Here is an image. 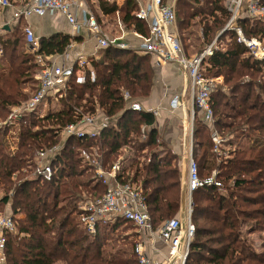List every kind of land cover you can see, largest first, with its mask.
<instances>
[{
	"label": "trees",
	"instance_id": "obj_1",
	"mask_svg": "<svg viewBox=\"0 0 264 264\" xmlns=\"http://www.w3.org/2000/svg\"><path fill=\"white\" fill-rule=\"evenodd\" d=\"M9 1L16 4L19 0ZM98 2L104 13L113 11L108 0ZM178 5L183 8L177 9ZM126 7L123 24L147 34L144 21L132 13L131 0H126ZM228 17L224 0L176 1V18L182 29L199 18L204 47L215 37L220 43L205 59L203 75L223 78L210 94L212 127L229 135L235 146L225 157L213 153L211 127L195 113L192 156L198 173L205 177L215 171L221 185L193 191L191 221L195 231L185 264H264V247L256 251L242 229L246 224L247 233L264 231V60L254 59L237 41L233 29L221 32ZM238 26L246 37L264 40L263 20L241 18ZM24 43L20 32L0 36V212L16 221L15 231L6 236L4 263L137 264L132 250L107 249L108 234L119 225L132 224L117 219L98 223L95 232L89 233L79 221L78 205L105 192V185L93 181L86 160L96 152L106 167L126 155L123 171L130 170V175L124 172L121 181L141 186L153 227L174 217L179 209L181 172L176 154L159 140L154 115L128 109L123 100L124 91L137 101L148 96L154 76L152 55L106 47L100 60L91 61L93 73L86 70L82 81L73 74L55 98H45L48 104L56 99L55 109L25 113L18 126L10 128L5 122L12 109L26 103L37 89L33 85L38 65ZM69 43L68 35L41 37L38 52L53 48L62 53ZM97 109L115 116V125L103 128L92 139L68 137L61 141L63 127ZM142 125L146 128L144 140L140 139ZM11 129L14 150L5 142ZM205 131L207 136H203ZM57 146L60 149L52 160L55 172L51 179L31 177L36 151Z\"/></svg>",
	"mask_w": 264,
	"mask_h": 264
},
{
	"label": "built area",
	"instance_id": "obj_2",
	"mask_svg": "<svg viewBox=\"0 0 264 264\" xmlns=\"http://www.w3.org/2000/svg\"><path fill=\"white\" fill-rule=\"evenodd\" d=\"M9 5H11L9 0H0V6ZM74 5V0H19L12 5L14 7L13 17L19 19L47 14L55 15L64 18L74 28H87L96 39L98 48L105 49L110 46L118 49H133L137 53H148L160 61L175 65L187 77L193 105L199 111L200 120L211 127V151L217 156H227L225 144L229 138L212 127L214 117L210 94L215 89L217 81L215 77L203 75L205 59L220 46L217 37L201 51L188 54L176 29V0H149L145 6L138 8L135 16L146 21L147 34L131 31L132 35L140 40L136 45L125 42L122 36L109 38L99 35L100 28L95 18L87 14L79 21L73 10ZM224 7L228 11L229 17L221 32L225 29H233L237 35V41L247 47L249 54L254 59L264 60V40L257 37H246L238 26V20L241 18L264 21V0H224ZM24 38L27 51L35 54L38 65L36 70L38 87L26 103L12 109L5 122V125L10 128L18 126V121L25 113L42 114L44 108L47 111L48 103L45 98H55L60 91L65 89L73 74L76 75L78 81H82L85 77L86 67L92 59H97L96 53H93L92 56L79 54L76 57L75 66L63 65L57 63L56 59L36 53L39 48V39L31 27L24 28ZM78 71L81 72V75H77ZM123 100L127 102L126 108L128 109L149 110H145L139 101L130 99L128 91L123 92ZM152 112L156 111L152 110ZM115 120V116H107L99 112L98 109L92 114H82L78 121L61 129V141L68 137L95 138L103 128L115 125ZM10 133H13V129L10 130ZM8 147L14 150V145ZM59 149L60 146L36 151V163L31 177L50 180L55 172L52 160ZM92 150L96 151V148ZM86 160L89 170L92 171L93 181L105 185V192L102 196L85 198L78 205L79 221L86 231L94 233L98 223H114L117 219H124L132 224L136 232V241H134L131 250L136 256L137 264H185L195 231L191 221L193 191L205 185L220 186V181L215 177L216 172L212 171L210 175L200 177L190 150L185 176L180 185L179 206L181 205L184 221H181L178 216H174L164 221L160 226L153 227L143 203L141 186L132 181H121L124 178L123 173L127 174L126 171H123L124 159L122 156L118 157L109 167L101 164L96 152L86 156ZM15 223V218L12 215L0 214V264H5L6 236L15 231ZM154 236H157L166 246V255L162 259L150 256L145 251V244Z\"/></svg>",
	"mask_w": 264,
	"mask_h": 264
},
{
	"label": "crops",
	"instance_id": "obj_3",
	"mask_svg": "<svg viewBox=\"0 0 264 264\" xmlns=\"http://www.w3.org/2000/svg\"><path fill=\"white\" fill-rule=\"evenodd\" d=\"M74 1L75 5L73 6V10L75 11L77 19L80 21L85 18L87 14L93 16L100 28L99 35L109 38L122 36L125 42L127 41L132 45H136L140 42L138 38L132 35L131 31L136 30L126 27L121 21V16L127 9L126 0H108L110 7L113 8V11L109 13H104L102 11L98 0ZM148 2L149 0H131L133 15H135L139 7L145 6ZM12 5L13 3L9 6H0V36L4 35L5 32L14 31L20 32L24 38V28L29 26L38 39L52 34L68 35L70 38V43L62 53H58L53 48H48L44 52H36L40 53L41 56H49L52 59H56L57 63L71 66L76 65V57L79 54L92 56L93 53H96L97 59L95 58V60H100L102 58L103 49L96 47V39L87 28H74L64 18L49 14L40 17L33 16L30 18L14 19V7ZM144 23L147 24L146 21H144ZM24 46L26 49L25 43ZM139 54L142 55V53ZM151 65L154 71L153 84L148 96L139 102L145 110L151 109V111L148 110L147 112L152 113L155 117L153 126L156 128L159 140L165 143L167 148L176 154L179 167L181 169L186 168L189 151L191 150L192 152L194 146V116L195 113H197L199 117V111L195 109L193 105L187 77L178 67L160 61L154 56L151 57ZM86 70L93 73L91 63L86 67ZM36 73V83L33 85L34 90L38 87ZM77 75H81V72L78 71ZM215 78L217 81L216 83H218L216 86L221 85L223 82L222 76H217ZM173 103H175V105H172ZM152 110L156 112H152ZM99 112H101V110H99ZM140 132V139L144 140L146 137V128L143 125ZM226 136L229 140L225 146L231 147V137L229 135ZM125 156L122 155V158L124 159ZM142 159L143 158H141V160ZM146 160L149 161L150 157ZM125 168L126 166L123 165V170H125ZM126 172L130 175V170H126ZM145 251L150 256L162 259L166 255L167 249L160 239L154 236L145 244Z\"/></svg>",
	"mask_w": 264,
	"mask_h": 264
},
{
	"label": "rangeland",
	"instance_id": "obj_4",
	"mask_svg": "<svg viewBox=\"0 0 264 264\" xmlns=\"http://www.w3.org/2000/svg\"><path fill=\"white\" fill-rule=\"evenodd\" d=\"M178 8L181 9L183 7L181 5H178L177 9ZM198 19L199 18L194 19L191 22L192 25L189 26L187 29H182V27H180L178 25V20L176 18V29H177L178 35L180 37L181 43H182L185 51H187L190 55L197 52L199 47H204V44H205L203 42V39H202V24L198 22L199 21ZM226 40H227V36L222 39V41H221L222 44ZM215 84H218V83H215ZM28 85H30V84H28ZM215 87H216V85H215ZM30 89L28 90L29 93L31 92ZM55 100L56 99H53V103L48 105L47 110H49V109L53 110L56 108ZM42 112L43 113L46 112V109L44 108V110H42ZM13 133H14V130H13ZM203 136H207L206 131L203 132ZM5 142H6L7 146L14 144V136L12 135V133H10L9 135L6 136ZM244 142H246V140ZM234 147H235L234 145L231 147L227 146V151L230 149H234ZM180 172H181V178H180V185H181V182L183 181L184 176H185L186 168H182ZM179 189L181 190V186L179 187ZM223 192L225 194H227V191L223 190ZM0 195H1V191H0ZM192 200H193V194H192ZM2 213L3 212H0V214H2ZM175 216H178L181 219V221H184V218L182 217L181 205L179 206V209L176 212ZM191 216H192V214H191ZM15 217H17V216H15ZM246 223L248 224V222H246ZM245 226H246V224H242V229L244 230L243 235H245L247 237V239L252 241L256 251L262 250L264 247V231L255 230L251 233H247L245 230L246 229ZM107 237H108L107 249H109L111 251H116V250L126 251V253H129V251L131 250V247L134 244V241H136V232H135V229L132 225L131 226L130 225H119L113 231V233H109ZM56 264H60V263L58 262Z\"/></svg>",
	"mask_w": 264,
	"mask_h": 264
}]
</instances>
